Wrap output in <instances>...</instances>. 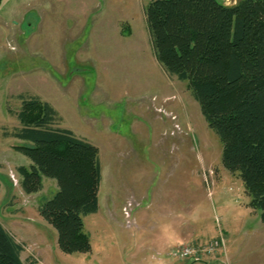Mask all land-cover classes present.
<instances>
[{
  "label": "rangeland",
  "instance_id": "rangeland-1",
  "mask_svg": "<svg viewBox=\"0 0 264 264\" xmlns=\"http://www.w3.org/2000/svg\"><path fill=\"white\" fill-rule=\"evenodd\" d=\"M152 1L0 6V222L24 245L26 264H146L149 249L175 264H264L262 211L239 171L224 166L222 142L188 82L156 59ZM30 97L52 104L58 126L100 150V210L84 218L90 252L61 251L58 231L39 214L56 179L44 177L36 193L22 189L18 168L32 162L5 131L20 126L16 114ZM131 197L140 204L129 227ZM182 244L200 248L199 260L168 254Z\"/></svg>",
  "mask_w": 264,
  "mask_h": 264
},
{
  "label": "trees",
  "instance_id": "trees-1",
  "mask_svg": "<svg viewBox=\"0 0 264 264\" xmlns=\"http://www.w3.org/2000/svg\"><path fill=\"white\" fill-rule=\"evenodd\" d=\"M146 18L156 59L188 82L222 142L224 166L239 171L264 223V0H153ZM22 103L20 126L5 131L32 162L18 168L22 189L36 193L44 177L56 179L59 190L39 214L58 231L61 251L90 252L84 218L100 207V150L58 126L62 118L49 102ZM23 251L0 222V264H26Z\"/></svg>",
  "mask_w": 264,
  "mask_h": 264
},
{
  "label": "built area",
  "instance_id": "built-area-1",
  "mask_svg": "<svg viewBox=\"0 0 264 264\" xmlns=\"http://www.w3.org/2000/svg\"><path fill=\"white\" fill-rule=\"evenodd\" d=\"M132 204L134 205L135 204V200L134 199H130V201L128 202V205L124 207V213H125V216H126V219H127V225L130 227L134 224V221L132 219ZM215 246L218 247L219 244L216 242L215 245H211L207 251L208 252H212L214 251L215 249ZM199 253V248H192V247H189V246H181V247H178L177 249H175L172 254L174 256H177V257H181V258H185V257H189V256H192V255H197Z\"/></svg>",
  "mask_w": 264,
  "mask_h": 264
},
{
  "label": "crops",
  "instance_id": "crops-1",
  "mask_svg": "<svg viewBox=\"0 0 264 264\" xmlns=\"http://www.w3.org/2000/svg\"><path fill=\"white\" fill-rule=\"evenodd\" d=\"M14 139V138H13ZM19 140V139H18ZM21 141V140H20ZM103 177V176H102ZM146 198V194L142 193ZM148 202H151L150 199L148 200ZM99 204H100V199H99ZM99 210H100V207H99ZM92 251V250H91ZM145 251H148L147 253L149 254L148 256L149 257H145L143 259V262L146 261V264H175V263H172L171 261H168L166 258L164 257H161V254H162V251H160V249L158 250H153L149 253L150 249L149 250H145ZM155 251V252H154ZM149 260V263H147V261ZM181 260V259H179ZM185 260V259H184ZM198 260V258L196 259ZM137 261H139V259H137Z\"/></svg>",
  "mask_w": 264,
  "mask_h": 264
}]
</instances>
